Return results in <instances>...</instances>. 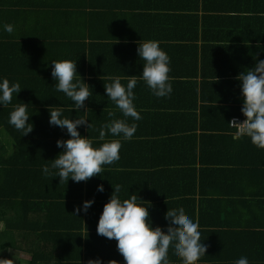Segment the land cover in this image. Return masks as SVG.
<instances>
[{
	"label": "crops",
	"instance_id": "obj_1",
	"mask_svg": "<svg viewBox=\"0 0 264 264\" xmlns=\"http://www.w3.org/2000/svg\"><path fill=\"white\" fill-rule=\"evenodd\" d=\"M29 1L0 0V25L8 23L14 26L12 34L0 30V75L13 77V74L17 73V69L20 73L25 72L28 63L24 61L27 59H32L33 63L38 65L37 68H41L40 66L43 64L47 65V68H44L45 66L43 68L44 70L48 69L50 74L51 60L68 59L75 61V64H84L82 68H78L77 65V70L83 71L84 75L81 79L85 80L87 84L89 81L98 80V77H93L94 75L91 74L93 71H90L92 65L89 64V61L92 63L93 57L89 55V52L85 51L80 56H75L74 50L77 48H92L91 33H93L92 24L81 23L82 17H86V12L77 11L80 9H76L73 5L76 0H34L39 3L55 1L61 3L63 1L67 6V9L62 8L63 12H52L32 5L29 7ZM125 1L118 0L120 4H125ZM127 1L125 8L122 6V9H116L120 15L126 16L127 20L124 23L119 24L113 20L110 26L102 21L100 26H93L102 36L116 34V38L118 37L113 48L102 56L103 59H106L105 64L111 66L112 70L100 78L103 83L100 86V92L96 93L98 95L93 93L91 95V100L94 103H98V101L106 103L104 107L113 112H117L118 109L106 97L104 83L111 82L109 77L120 76L121 83L126 84L127 79L132 78V75L139 76L136 72L141 70L142 62L137 55V42L140 39L139 33H144L148 28H145L147 27L145 22L141 26L136 24L137 15L148 20L153 17L152 14L157 15L154 10L140 9L141 0ZM169 2L174 6V10L170 12L174 19L171 20V23L160 27V32L156 33L160 39V41L157 40L159 47L177 62L196 64L198 69L204 68V71L200 72L196 68V74L183 73L178 77L169 75L171 84L175 80L187 81L188 88H196L202 95L205 87L203 72L209 68L218 71L221 69L231 71L227 59L228 54L232 51H237L239 55L235 56L239 58L238 60L241 59L245 62L248 57L253 56V48L256 47L253 46L251 28L246 24L240 27L237 26V23H226L227 16L233 17L236 13L242 12L237 7L242 4L245 8L249 7L247 3H243V0H169ZM196 2L198 8L190 10L195 7ZM52 15L57 20L52 21L50 19ZM245 16L249 17V13ZM133 19L134 24H125L129 21L132 22ZM249 19L248 22H253L252 19ZM136 27H139L140 30H136ZM81 31L85 32V37L69 40L58 38L60 34ZM55 34L58 35L56 39H54ZM101 44H103L102 41ZM240 50L245 51L241 52ZM12 55L13 58H10ZM15 56L17 58L11 60ZM18 57H21L20 60ZM17 60L20 62L18 65L15 64ZM37 71L40 70L37 69ZM117 71L129 72V74H118ZM51 83L54 85L55 81L52 80ZM140 87H143L146 92L150 90L143 81ZM138 89L137 82L134 90ZM48 92L54 98L58 93L56 90L53 92L48 90ZM180 92L174 85L171 94L167 97L158 98L151 91L149 94L144 93V103L146 104L144 108L148 110H142L141 119L138 121L128 118L129 123H136V132L132 139L121 141L120 159L111 165L103 166L101 174L81 182H73L69 178L67 183L66 181L59 183V177H46L43 173L32 172V174L37 178V182L47 187V190H62L75 183V186L82 189L86 200L93 199L94 202L87 210V215L89 224L96 234L103 205L109 200L113 186L119 184L122 199L136 194L142 199L141 201L138 198V203L145 207L148 206L149 219L153 227L159 226L162 231L167 230L165 213L168 208H183L187 216L198 222L200 239L207 245L205 256L200 258L198 264H233L241 256L247 257L249 264H264V195L260 196L263 199H253V193L259 188L257 174L252 172L254 170L240 168L242 164L237 168L230 169L232 165L229 160L230 154L225 157L220 156L219 160H215L214 167H211L212 164L210 166L205 162L199 149L193 150L189 146V134L191 133H195L196 145L199 144L201 139L198 135L202 127L200 122L206 119L200 113L198 106L196 109L193 107L190 109L186 106L184 99L175 104L172 102V98ZM29 94L35 96L37 93L32 91ZM89 99L90 97L85 103V110L90 107ZM150 112L155 114L160 112V115H157V118L155 115V120H152L149 118ZM192 112L196 113V126L189 129V125L194 123V118L191 117ZM161 116L165 122L156 121ZM168 125L178 128L173 133L174 139H167L162 132ZM100 126L94 127L97 130ZM181 127L188 128L184 132L180 131ZM87 134L88 130L83 136H88ZM52 136L37 139L33 149L26 148L25 145L19 150L15 140L3 126H0V153L12 158L16 167L23 162V166H35L41 172V166L50 165L51 160L56 158L62 150L57 147V139L66 140L69 138L68 135ZM106 139H116V137L106 135ZM215 141L218 144L223 143L224 146L228 144L229 147L226 150L230 153L234 148L233 139L229 137L221 136L219 141L216 138ZM246 153L248 154L250 151L247 150ZM252 154L253 151L246 155L247 158ZM232 166L234 167V165ZM224 168L228 169L222 170ZM99 184L103 185V192L97 191ZM246 193H250L251 203H246L243 199ZM251 208L254 211H251ZM2 225L3 222L0 221V230L3 228ZM96 234V241L99 239L107 248H112L111 253H106L108 257L103 259L102 263L109 264V261H116L117 264H124V258L117 250L116 240ZM33 238L30 234L22 233H16L13 238L1 235L0 240L4 241L5 249L0 251V264H33L36 258L32 257L38 252L44 253L39 255L41 259H36L41 262L38 264H53L48 258H46L48 261L44 259L49 253L54 252L53 246L36 244L35 240H32ZM8 240L14 242L11 243ZM168 258L170 264H179V260L172 256L171 249H169ZM85 261L87 262L83 259L81 264H84Z\"/></svg>",
	"mask_w": 264,
	"mask_h": 264
},
{
	"label": "trees",
	"instance_id": "obj_2",
	"mask_svg": "<svg viewBox=\"0 0 264 264\" xmlns=\"http://www.w3.org/2000/svg\"><path fill=\"white\" fill-rule=\"evenodd\" d=\"M141 1L142 4L140 5V9L154 10L157 15L154 16V14H152L151 16L153 17L149 20L139 14L137 15L136 24L141 26L143 22H145L147 26L145 28H148L144 33H139L140 39H138V41L148 39L160 41L156 33L160 32V27H163L164 24L171 23V20L174 19L170 14V12L174 10V6L170 5L169 0ZM127 3L128 1L126 0L125 4L127 5ZM243 3H247L249 7L245 8L244 4L237 7V9L242 12H235L236 14L233 17L227 16L226 23H237V26L240 27L246 24L251 28L253 46L256 47L253 48V56L248 57L245 62L241 59L238 60L239 58L235 56L239 55L237 51H232V53L228 54L227 59L229 62L228 67H230L231 71H226V69L218 71L209 68L203 72V84L205 87L202 95H200V92L196 88H188L187 81H172V87L175 85L176 89L179 92L181 91L177 96L172 98V102L175 104L184 99L186 101V106L190 107V109H192V107L196 109L197 106L200 108V113H202L206 119L200 122V126L202 127L199 130L200 133L198 136L201 140H199V144L196 145V135L195 133H191L189 134V146L193 150L199 149L201 155L205 158V162L210 164V166L212 164L211 167H214L215 160H219L220 156L225 157L230 154V163L234 165V167L231 165L230 169L237 168L238 165L242 164L240 168L254 170L252 172L257 174L256 179L259 182V188L253 193V199L258 200L264 195V149L256 148L247 137L236 139L232 135L234 129L230 128L228 124V121H230L233 116L245 118L240 111L243 98L240 96L239 81L236 80L235 77L240 72L252 68L256 60L264 59V0H243ZM125 4H120L118 0H76L73 2L74 7L80 9L77 11L82 10L86 12V17H82L81 23L86 25H88V23L89 25L92 24V48L81 47L74 51L75 56H80L82 52L85 53V51H88L89 55L93 57V59H91L92 63L89 61V64L92 65L90 71H93L91 72V74L94 75L93 77H98V80L88 82L91 88L90 91L93 94L100 92V86L103 83V80H100V78H102L105 73L112 70L111 66L105 64L106 59H103L102 56L104 53H107L109 49L113 48L112 46L118 40L116 34H108V36L100 35L93 26H100L102 21H104L106 25L110 24V26L113 20L117 21L119 24L124 23L127 20L126 16L120 15L116 9L120 10L123 7L125 8ZM31 5L52 12H63L62 8L67 9L63 1L61 3L56 1L53 3H39L30 0L28 6L31 7ZM197 8L198 5L196 2L195 7L190 10ZM246 12L249 13V17L245 16V14H248ZM252 13L253 15H251ZM119 16L121 17L118 18ZM50 19L52 21L57 20L54 15H52ZM128 19L130 20L131 18ZM248 19H252L253 22H248ZM125 24H134V19L132 22L129 21ZM136 30L139 31L140 28L136 27ZM57 36L58 35L55 34L54 39H56ZM85 36V32L81 31L60 34L58 38L69 40L79 39V37ZM130 37H133V35H130ZM101 41L103 44H101ZM220 51H222V49H220ZM240 51L244 52L245 50ZM168 56L171 58L170 54H168ZM10 58H13V55ZM15 58H17V56L11 60H15ZM18 58L20 60L21 57ZM19 60H17L15 64L18 65L20 63ZM24 62L28 63L25 72L20 73L17 69V73L13 74V77H6L3 74L0 75V77H6L10 83L18 82L22 87L17 96H13L11 104L7 107L0 106V126H3L6 132L15 140L19 150L25 145L26 148L29 149L35 148L37 139L40 138H46L52 135V137L68 135L65 131L66 129H61L57 126L50 127L49 107H61L63 109L62 115L71 119L86 117L88 122L92 125V127L88 129L87 134L90 139L98 136V131L94 126H100L102 122L106 123L110 119H124L119 110H117V112L107 110V108L104 107L106 103L103 104L100 101L94 103L91 97L88 100L90 103L88 109L85 110L84 107L80 111L74 108L71 109V100L62 92H58L55 98L48 92V90L51 92L55 91V88L51 83L53 79L49 76L51 73L49 74L48 69L44 70V68H47V65L43 64V66H40L41 68H37L38 65L33 63L34 61L32 59H27V61ZM77 65L78 68H82L84 64H76V72L78 73L77 78L78 76L83 77L84 73L83 71L77 70ZM169 67V75L172 77H178L183 73L196 74L195 70L196 68L198 69L196 64L177 62L172 58L170 59ZM142 68L143 64H141V70L136 72L137 75H140ZM37 69L40 71H37ZM198 70V72L204 71V68H199ZM117 73L129 74V72L123 71H117ZM83 81L85 82V80ZM95 82L97 83L95 84ZM137 82L139 84V89L136 91L133 89L134 104L137 110L139 112L141 111L140 113L142 114V110H148L144 108L146 105L144 103V93L149 94L150 90L146 92L143 87H140L142 81L139 80V76L137 77ZM32 91H36L37 94L35 96L29 94ZM51 97H53V99H51ZM86 101L87 99L85 103ZM18 103L27 104V110L30 113L29 123H32L33 129L27 134H22L7 122L8 114L12 110V106ZM97 107L99 108L97 109ZM109 112H113L114 116L109 117ZM159 113L160 112H156L155 114L150 112L149 118L155 120L154 116L156 115L157 118V115H160ZM191 115V117L194 118V123L189 125V129L196 126V113L192 112ZM162 118L161 116L156 121L160 120L161 122H165ZM166 122L168 123V121ZM169 125L165 128L166 130L163 129L162 132L167 139H174L173 133L177 131L178 128ZM187 128L188 127H181L180 131L186 132ZM86 130L85 127L78 126V131L82 136ZM221 136L233 139L234 148L231 149V153L226 150L229 147L228 144L224 146L223 143L218 144L215 141V138L219 141ZM247 150H249L250 153L253 151L251 157L248 156L249 158L246 156L250 154L246 153ZM225 169L228 168L222 170ZM32 172L36 174L42 173V171L39 172L35 166H23V162L16 167L12 158H8L0 153V221L3 222L0 236L5 235L7 238H13L16 233L30 234L34 237L32 239L35 240L34 243L43 246H53L54 252L49 253L47 257L43 256L46 261L49 259L53 264H81L83 259L87 261L89 259H99L101 264H103L102 260L108 257L106 253H111L112 248H107V246L102 244L98 236V241H96V233L89 224L87 212L81 211L77 216L73 214L74 209L82 206L83 201L86 200V196L83 195L82 189H80L79 186H75V183H73L71 187L68 186L62 190H47L46 186L37 182V178L34 177ZM250 196V193H246L245 198L243 197L246 203H251ZM251 211H254V209L251 208ZM13 242L14 241L11 243ZM4 247V241L0 240V251L4 250ZM41 254L44 253L38 252L32 258L41 259L39 256ZM36 259L33 264L41 263ZM84 264H87V262L85 261Z\"/></svg>",
	"mask_w": 264,
	"mask_h": 264
},
{
	"label": "clouds",
	"instance_id": "obj_3",
	"mask_svg": "<svg viewBox=\"0 0 264 264\" xmlns=\"http://www.w3.org/2000/svg\"><path fill=\"white\" fill-rule=\"evenodd\" d=\"M0 30L12 34V24L0 25ZM137 55L143 64L139 80L150 89L156 97H167L172 92L170 73V57L159 47L154 39L137 42ZM75 61L51 60V77L55 81L54 88L62 92L72 102V108L80 111L85 100L91 97L90 86L80 76L77 78ZM239 81L240 96L243 98L240 109L245 117L243 121L235 118L228 121L234 129L232 135L236 139L247 137L258 149H264V59L256 60L254 66L240 72L236 77ZM110 83H104L106 97L120 111L124 119H110L102 124L98 136L94 139L82 136L78 126L87 130L92 127L86 117L71 119L62 115L61 107H49V124L66 129L68 139H57L56 144L62 150L51 164L41 166L44 176L59 177V183L71 178L73 182L86 181L94 175L101 174L103 166L111 165L120 159L121 141L133 138L136 123L141 119L140 112L134 104V91L137 77L121 83L120 76L109 77ZM18 82H11L6 77H0V106L7 107L12 103L13 96L21 90ZM30 113L27 104L18 103L12 106L8 114V124L22 134L32 131L29 123ZM114 116L113 112L108 113ZM106 135L116 139H106ZM99 141L102 143H96ZM113 186V185H112ZM102 184L97 185V191L103 192ZM121 186H113L109 200L103 205L97 223V234L108 239H115L118 252L124 258V264H170L169 249L179 264H198L205 256L207 245L200 239L198 222L187 216L183 208L167 209L165 220L166 231L159 226L153 227L149 219L148 206L138 203L136 194L121 198ZM142 201V199L139 198ZM94 202L84 200L82 206L76 207L73 214L87 212ZM117 264L109 261V264ZM87 264H101L99 259H89ZM233 264H249L247 257L241 256Z\"/></svg>",
	"mask_w": 264,
	"mask_h": 264
},
{
	"label": "built area",
	"instance_id": "obj_4",
	"mask_svg": "<svg viewBox=\"0 0 264 264\" xmlns=\"http://www.w3.org/2000/svg\"><path fill=\"white\" fill-rule=\"evenodd\" d=\"M236 119L237 121H243L245 118L239 116H233L230 120Z\"/></svg>",
	"mask_w": 264,
	"mask_h": 264
}]
</instances>
